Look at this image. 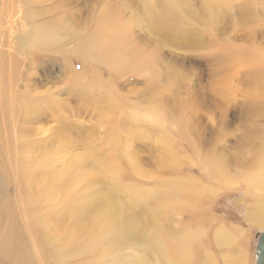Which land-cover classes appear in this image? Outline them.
Instances as JSON below:
<instances>
[{"label":"rangeland","instance_id":"1","mask_svg":"<svg viewBox=\"0 0 264 264\" xmlns=\"http://www.w3.org/2000/svg\"><path fill=\"white\" fill-rule=\"evenodd\" d=\"M51 1L44 6L51 7ZM126 1L117 10L118 20L128 24L126 40L118 31L103 30V11L110 0L52 1L63 27L73 35L55 45L59 52L41 53L23 40L33 24L25 13L30 8L40 11L37 0H0V264H16L18 255L26 264H137L140 255L148 262L158 257L161 264H169L177 257L182 260L184 253L169 236L179 239L192 227L197 229L195 238L187 236L189 243L197 239L207 252L198 244L191 246L195 259L189 264H205L211 257L214 264H231L232 258L257 264L264 204L262 224L249 222L247 214L264 198V190L246 177L262 165L255 161L256 153L264 156V135H253L264 129V66L257 63L264 62V0H252V10L244 12L243 0H186L203 13L201 20L213 18L214 27L222 19L234 20L235 29L214 47L239 50L236 61H216L213 48L190 46L188 29L200 23L189 19L187 11L185 24L171 32L155 25L141 2ZM212 2L225 12L210 15L204 6ZM246 15H252V24H244ZM77 32L97 36L117 50L107 61L87 48L79 52ZM131 46L147 54L158 52L155 64L162 86L172 76L173 87L166 83L155 89L159 80L150 73L155 66L151 61L125 70ZM121 51L124 57H118ZM252 93L259 94L255 101ZM25 99L29 107L23 106ZM168 136L174 151L168 149ZM219 157L229 182L205 166ZM31 162L32 175L31 168L25 170ZM108 166L118 170L109 175ZM45 182L54 188L56 200L37 204L36 211L51 223L39 233L33 229L35 236L27 227L39 215H24L25 204ZM124 205L137 217L139 234L114 249L92 239L88 219L117 216ZM165 208L169 211L164 216ZM160 214L162 234L156 229ZM16 216L24 233L19 242L4 235ZM58 222L55 242L52 233ZM222 227L241 233L233 243H220L215 234Z\"/></svg>","mask_w":264,"mask_h":264},{"label":"bare ground","instance_id":"2","mask_svg":"<svg viewBox=\"0 0 264 264\" xmlns=\"http://www.w3.org/2000/svg\"><path fill=\"white\" fill-rule=\"evenodd\" d=\"M32 1L35 3L36 0H32ZM46 1L47 0H37V4H39L40 11L34 12L31 10V8H30V11H26L25 16H29L31 21L33 20V24L31 23L32 25H31L30 29L26 32V36L25 37L22 36V37H24V39H23L24 41H27V44H28L29 48L32 49V51L36 50V51H39L41 53H45L48 51L53 52V49H54L56 52H59V49L56 48L55 45H57L60 42H64L65 40H69L72 37L73 32L69 31L68 28L65 29L63 27V19L58 13H56L59 11L57 3H53L52 1H54V0H52L51 1V7L50 6L46 7V6H44V3ZM121 1L122 2H120L118 0H110V2H108V4L104 7L105 10L103 11V14L105 15V18H102V16L100 18H102V21L104 22V26H105L103 28L104 31H107V30L108 31L109 30L118 31L121 35V37H120L121 40H126L127 39L128 24L123 23V22L118 20V16H117L118 11L117 10L118 9L120 10L122 7H126L129 4V2H127L126 0H121ZM143 1L145 3L142 2V0L141 1L135 0V3H136V5L139 4V2H141L143 4L145 11H147L152 16V18L155 22V25L158 22L159 26L164 27L171 32L172 31L174 32L175 29L179 25L185 24V22H183L185 20V16L183 15V12H185V11L188 12V18L189 19L196 18L197 23H200V27H192L191 26V27H189L188 32H187V34L189 33L188 34L189 35L188 41H189V44L192 48H194V47L196 48L198 46H200L202 48H207V49L213 48L214 50L212 51L211 55H212L213 59H215L216 61H219V60L236 61L239 58V56H240L239 50L237 52L235 51L236 49L235 50H229V51H223L221 49L214 47V46L219 45L221 43V39H224V37L226 35H228V34H226V32L228 30H232V29L234 30L235 29L233 26L234 20H229L227 18L222 19V17H220L222 20H220V22L214 27L213 26L214 25L213 18L208 20V21H206L205 19L201 20L203 13H201L200 11L195 12V8L194 9L190 8L189 5L187 4L186 0H143ZM243 1H244L243 12L246 9L252 10V0H248V1L243 0ZM203 3H204V1H203ZM42 7H44L46 10L45 9L42 10L41 9ZM129 7H131V6L129 5ZM51 9L53 12L50 14H46V11L50 12ZM200 9L202 11V8H200ZM204 9L207 10V12L210 15H214L216 12H219V13L225 12L221 8V4L218 2H212L208 6L205 5ZM55 10H56V12H55ZM226 14H227V12H226ZM146 15H148V14H146ZM240 15L241 14H239V17H241ZM37 17H39V18H37ZM244 24H252V15H246L245 16ZM210 30H214V32L212 34H206ZM203 32H205V33H203ZM157 33L164 34L161 31H157ZM228 33H230V32H228ZM223 34H226V35L224 36ZM77 37H78V42H77V47H76L77 51L82 52L84 50V48L90 49V50H92V55L97 56V59H100L102 61H107L108 60L107 58L110 57L112 52L117 50V48L115 46H110V48H109V46L107 47V44H110V43L99 39L97 36H95V39H92L90 37L80 36L79 32H77ZM233 37H235V36H233ZM246 40H248V37ZM235 46L237 48L236 44H234L232 46V48ZM125 54L126 53L124 51H121L118 53V57H124ZM128 54L130 55L131 59H128L124 63L125 70H129L128 67H130V69H135L138 64L142 63V61H151L154 64H155V61H159V53L158 52H157V55H155L154 52L147 54V53H144L137 46H131L128 50ZM36 55H38V54H36ZM31 57H33V56H31ZM38 57H40V56H38ZM40 58L42 59V57H40ZM134 61H136V62H134ZM109 62L111 63L112 61H109ZM150 73L153 74L159 80V81H156V83L154 84V86L159 85V86L155 87V89H160V88L164 87V85L166 83L170 84V85H168L169 87H173L172 82H174V81L171 80L172 76H170L169 79L167 80V82H165V84L162 86L163 79L162 78L160 79L159 70L156 67V64L153 67V69L150 71ZM23 106L24 107L30 106L27 103L26 99H25ZM252 114H253V112H252ZM257 114H254V115L257 116ZM263 117H264V112H263ZM247 132L252 137V132L248 131V129H247ZM247 132H245L246 133L245 134L246 140L248 139L246 136ZM193 135H192V137H193ZM253 135H256L257 137L260 135H264V129H261V128L256 129L255 132L253 133ZM168 139H169V136H168ZM167 142L169 145L168 149L174 151L173 150L174 144L171 141V139L167 140ZM255 148L260 149L261 147L259 145V147H255ZM253 149L254 148H252V150ZM260 151H262V150H260ZM246 152H248V151H246ZM258 153H259V151L255 155V161H258V164L262 163V165H259V168L252 170L250 175H247L246 181L247 180L251 181L250 184L258 185V186L262 187V189L264 190V156L262 158ZM108 158L109 157H107L106 159H108ZM211 161L214 163V167H210V165L207 163L205 166H207L208 169L210 168V169H212V171H215L221 180H223V181L225 180L226 182H229L230 180L228 178L227 172L225 171V167H224L225 162L223 161V159L221 157H219V158H213ZM252 161H253V159H252ZM171 162H172V159H171ZM25 166H27L26 168H28V169H25L26 171L27 170L30 171L29 169L31 168L30 175H32L33 166H34V165H32V162L26 163ZM117 170L118 169H116V168L108 166L106 168V173L109 175H113L116 173ZM22 171H23V169H22ZM65 173H66V171L64 172V174ZM27 176H28V174L26 175V177ZM55 180H56V183L57 182L61 183L60 177H58V179L55 178ZM60 190H62V188ZM54 193H55V190H54V188L51 187V185L49 183H47V182L42 183L36 189H33L27 203L25 204L26 207H25L24 215H28V214L39 215V216L35 217L34 226L31 223H29L28 227H27L28 231L35 233V236H37V233H39L38 230H41L42 228L45 229V227L51 223V222L49 223V221H45L44 217H42L43 213H39L36 211V206L39 202H42L44 200H46L47 202H54L56 200ZM133 193L138 194L137 191H135ZM261 197H263V196L261 195ZM258 204H259L258 206L253 205V207H252L253 209L249 210L248 214H247L248 221L255 224V225H258V224L260 225V223L262 224V219H261L262 218V206L261 205L264 204V198H262ZM168 211H169L168 208L164 209V213H163L164 216ZM111 212H116V209H112ZM88 213H89V211H86L87 215H88ZM46 214L47 213L44 214L45 217H46ZM164 216H163V218H164ZM136 219H137V217L131 215L130 209H128L127 206L124 205L120 209V212L117 216L90 217L88 219V232H89V235L92 239H96V240L101 241V242H107L105 244H107L111 249H114L116 247V245L118 243L122 242L126 237L131 238V237L139 234V232L136 230V222H135ZM161 219H162V214H160V216H159L158 221H160V222L156 224V229H157V232L159 234H162V231H164V228H163L164 224H163V221L161 222ZM58 223H59V225H58ZM58 223L56 225V229H54V232L52 233L55 242L58 241V237H60L59 230L61 228V226H60L61 223L60 222H58ZM170 228H171V226H170ZM13 229H14V232H13ZM22 229H23V227L19 224L18 217L16 216L12 226L6 231V234H4V235L12 237L13 241L19 242V241H22L23 237H21V236L24 234ZM33 229L35 231L37 230V233ZM196 229H197L196 227H194V228L192 227V228H188V229L186 228L185 230H183L181 238H179V239L174 238L172 235L169 236L175 242L176 245H181L184 247L183 259L179 260V257H177L178 260H176L174 262L169 261V264H189V261H193L195 259V257H194L195 255H193V256L191 255L192 254V252L190 250L191 246H195L196 244H198L197 247L199 249L206 250L203 248L204 247L203 243L199 242L197 239H194L193 242L189 243L187 236L190 238V240L195 238L193 236L195 234ZM240 230L241 229L232 230V229H227V228L222 227L218 231V233L215 234L216 241L220 242V243L223 242L226 244L233 243V242H235L234 239H237L239 236V233H241ZM47 232H49V231L47 230ZM14 233H15V235H14ZM71 235H72V232H71ZM46 237L53 239L52 237H50L48 235H46ZM152 241L154 242L153 239H152ZM223 246H224V244H223ZM55 250H56V252H58V249H56V246H55ZM206 252H207V250H206ZM59 253H61V250L58 252L57 255H60ZM208 253H210V252H208ZM163 254H164V252H163ZM196 254H198L197 251H196ZM22 258H23V261H21L19 255L14 256V260H16L15 261L16 264H21V262L23 264H26V260H24V257H22ZM137 258H139L137 264H161V260L158 257H155L154 261H149V262L145 259L147 257L144 255H140ZM213 260L214 259L211 257V258L207 259V262H205V264H208L210 261H212V262H210L209 264H214ZM240 260H235L233 258L229 259L231 264H243L242 261H240ZM107 263L109 264L110 261L107 260L104 264H107Z\"/></svg>","mask_w":264,"mask_h":264},{"label":"water","instance_id":"3","mask_svg":"<svg viewBox=\"0 0 264 264\" xmlns=\"http://www.w3.org/2000/svg\"><path fill=\"white\" fill-rule=\"evenodd\" d=\"M257 264H264V232L259 236L257 244Z\"/></svg>","mask_w":264,"mask_h":264},{"label":"crops","instance_id":"4","mask_svg":"<svg viewBox=\"0 0 264 264\" xmlns=\"http://www.w3.org/2000/svg\"><path fill=\"white\" fill-rule=\"evenodd\" d=\"M257 62V61H256ZM259 65H261L262 67L264 66V62H262V61H258L257 62ZM260 66V67H261ZM257 73V75H259V73L258 72H256ZM264 80V79H263ZM261 85L262 86H260V94H261V96L263 97L264 96V82H262L261 83ZM253 95H252V101H255V99H257L258 97H259V94L257 95L256 93H252ZM263 94V95H262ZM253 113H255L254 111H253ZM244 136V138H245V134L243 135ZM250 142V141H249ZM249 147H252L249 143L247 144ZM235 163V162H234ZM209 165H210V167H214V163L211 161L210 163H209ZM229 165V164H228ZM207 167V166H206ZM208 168V167H207Z\"/></svg>","mask_w":264,"mask_h":264}]
</instances>
